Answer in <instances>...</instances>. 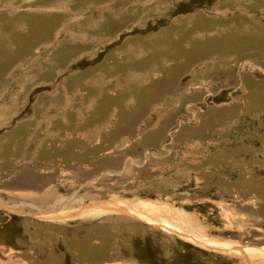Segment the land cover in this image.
I'll use <instances>...</instances> for the list:
<instances>
[{
    "label": "rangeland",
    "instance_id": "obj_1",
    "mask_svg": "<svg viewBox=\"0 0 264 264\" xmlns=\"http://www.w3.org/2000/svg\"><path fill=\"white\" fill-rule=\"evenodd\" d=\"M112 196L264 249V0H0V264L260 263Z\"/></svg>",
    "mask_w": 264,
    "mask_h": 264
},
{
    "label": "bare ground",
    "instance_id": "obj_2",
    "mask_svg": "<svg viewBox=\"0 0 264 264\" xmlns=\"http://www.w3.org/2000/svg\"><path fill=\"white\" fill-rule=\"evenodd\" d=\"M165 203L162 204L161 201H153L152 199H129L112 196L105 202L96 203L94 204L95 206H90L89 209H84V203H81L77 206L75 205L74 207L70 205L71 207L68 206L59 209V213L52 211L51 213L47 214L46 217L52 220L58 219L65 221L73 217H100L103 213H109V215H114L113 213L115 212L126 214L131 212L133 207H137L135 208V213H139L140 210H142L147 214L146 217L148 220H157L160 218L159 220L164 223L166 228L171 229L172 227H178L185 230H172L174 233H177L179 237L184 238L183 240L201 247H217V252L220 250L224 253H241L243 256H251L260 262L254 263L251 260L243 259L244 262L246 261L245 264H264V249L255 247H245L241 249V246L239 247V244L236 242L223 241L224 239H217L213 236L210 237L207 230V225L199 222L197 218H193L190 213H186L187 215H182L180 213L179 207H173L170 204V206L167 208ZM147 205L154 207L147 209ZM181 207L185 209L186 206ZM187 210H189V208H187Z\"/></svg>",
    "mask_w": 264,
    "mask_h": 264
},
{
    "label": "crops",
    "instance_id": "obj_3",
    "mask_svg": "<svg viewBox=\"0 0 264 264\" xmlns=\"http://www.w3.org/2000/svg\"><path fill=\"white\" fill-rule=\"evenodd\" d=\"M98 202V201H97ZM100 203V202H99ZM47 213V212H46ZM140 215H142V216H146L147 214L145 213V212H143L142 210H140ZM138 213V214H139ZM105 215H109V213H103L101 216H105Z\"/></svg>",
    "mask_w": 264,
    "mask_h": 264
},
{
    "label": "water",
    "instance_id": "obj_4",
    "mask_svg": "<svg viewBox=\"0 0 264 264\" xmlns=\"http://www.w3.org/2000/svg\"><path fill=\"white\" fill-rule=\"evenodd\" d=\"M182 206L185 207L186 205L183 204ZM187 208H188V207L186 206L185 209H187Z\"/></svg>",
    "mask_w": 264,
    "mask_h": 264
}]
</instances>
